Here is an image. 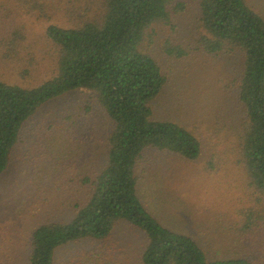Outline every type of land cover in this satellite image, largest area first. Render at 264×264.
<instances>
[{"label": "rangeland", "instance_id": "374dc122", "mask_svg": "<svg viewBox=\"0 0 264 264\" xmlns=\"http://www.w3.org/2000/svg\"><path fill=\"white\" fill-rule=\"evenodd\" d=\"M177 1L183 10L145 35L144 49L167 80L152 103V118L187 128L201 143V154L189 161L145 151L136 169L137 196L164 227L193 238L209 262L241 256L264 264V194L249 185L239 157L243 55L230 49L207 52L199 0ZM246 3L264 19V0ZM101 6V0H0V80L24 88L48 80L56 73L58 51L44 35L46 27L94 19ZM168 46L184 53L167 55ZM111 130L110 120L85 90L51 100L24 124L10 166L0 175V264H27L33 231L72 218L88 192L84 180L106 166ZM250 210L263 223L243 232ZM251 221L258 222L254 216ZM143 239L120 223L108 247L118 261L121 254L134 264ZM80 249L62 248L55 264H64Z\"/></svg>", "mask_w": 264, "mask_h": 264}, {"label": "trees", "instance_id": "16d2710c", "mask_svg": "<svg viewBox=\"0 0 264 264\" xmlns=\"http://www.w3.org/2000/svg\"><path fill=\"white\" fill-rule=\"evenodd\" d=\"M101 3L94 19L73 27H46L44 35L58 51L52 77L32 88L0 80V175L10 166L24 124L66 93L85 90L93 95L112 124L106 166L84 180L86 198L74 207L69 221L47 223L33 231L27 264H55L57 252L72 245L82 249L64 264H128L121 254L120 261L112 257L108 247L120 223L145 238L134 264H255L241 256L209 262L193 238L164 227L137 196L136 169L145 151L168 152L189 161L201 154V143L187 128L152 118V103L167 80L144 49L145 35L154 24L169 23L183 5L177 0ZM199 8L206 51L230 49L243 55L239 157L249 185L264 194V19L246 0H199ZM165 53L181 57L184 52L168 46ZM262 219L248 211L243 232H253Z\"/></svg>", "mask_w": 264, "mask_h": 264}]
</instances>
